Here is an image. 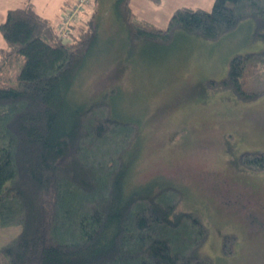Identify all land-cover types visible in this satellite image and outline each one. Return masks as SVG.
<instances>
[{
    "label": "trees",
    "instance_id": "16d2710c",
    "mask_svg": "<svg viewBox=\"0 0 264 264\" xmlns=\"http://www.w3.org/2000/svg\"><path fill=\"white\" fill-rule=\"evenodd\" d=\"M86 6L68 40L32 0L8 9L0 23V70L15 69L18 83L0 77V229L20 227L0 246V264H214L202 252L209 229L195 211L179 208V188L128 186L140 124L127 116L115 84L98 98L74 91L102 56L120 69L114 52L101 50L102 15ZM113 16L135 47L216 42L251 20V37L263 47L234 53L226 75L206 82L244 102L264 94V0L179 6L164 26L138 17L130 0H114ZM237 161L263 170L264 151H243ZM233 240L224 235L223 255Z\"/></svg>",
    "mask_w": 264,
    "mask_h": 264
},
{
    "label": "rangeland",
    "instance_id": "374dc122",
    "mask_svg": "<svg viewBox=\"0 0 264 264\" xmlns=\"http://www.w3.org/2000/svg\"><path fill=\"white\" fill-rule=\"evenodd\" d=\"M113 1L94 0L86 9L102 15L101 50H112L120 69L115 58L102 56L74 91L98 98L115 84L127 116L138 119L128 186L156 182L179 188V208L195 211L209 229L202 252L214 264H264V169H246L237 161L243 151H264V94L244 102L231 90H214L206 82L226 75L234 53L263 47L251 37L252 21L216 42L179 38L167 46L135 47L116 25ZM143 2L132 1L137 16L159 26L167 23L175 5L206 7V1L198 0H165L161 7ZM14 76L12 67L0 75L8 80L3 83L16 87ZM19 231V226L1 228L0 246ZM226 234L234 236L229 255L221 251Z\"/></svg>",
    "mask_w": 264,
    "mask_h": 264
},
{
    "label": "crops",
    "instance_id": "0c3cea01",
    "mask_svg": "<svg viewBox=\"0 0 264 264\" xmlns=\"http://www.w3.org/2000/svg\"><path fill=\"white\" fill-rule=\"evenodd\" d=\"M75 0H32L33 6L36 10V12L41 15L44 18H47L49 20L52 21L53 24L56 23V21L60 18V15L63 11L62 7L63 5H65L67 2H74ZM132 1L130 0V6L133 10V12L136 14V12L134 11V7L132 5ZM149 1V0H147ZM165 0H160V2L158 4L152 3L154 5H156V7H161L163 5ZM166 1H170V0H166ZM181 2L185 1L188 2V0H179ZM198 1H206L204 2L206 7H201L199 5H194L191 6L188 3H180V6H188V7H201L204 9H208V4L212 5V1L213 0H198ZM24 3V0H0V23L4 20L6 12L8 9L13 8V7H17L20 6ZM143 0H136V4H140V5H144L143 4ZM203 3V2H202ZM207 3V5H206ZM139 5V6H140ZM210 5V6H211ZM177 6L175 5V7H173V10L176 8ZM172 10V11H173ZM172 13V12H171ZM137 15V14H136ZM5 45V41L0 33V48L3 47ZM5 68H3L2 70H0V75L1 73L4 71Z\"/></svg>",
    "mask_w": 264,
    "mask_h": 264
},
{
    "label": "built area",
    "instance_id": "2783aa9c",
    "mask_svg": "<svg viewBox=\"0 0 264 264\" xmlns=\"http://www.w3.org/2000/svg\"><path fill=\"white\" fill-rule=\"evenodd\" d=\"M91 2L92 0H75L70 7L62 11L60 18L56 21V31L59 38L62 40L70 39V24L78 22L79 13Z\"/></svg>",
    "mask_w": 264,
    "mask_h": 264
}]
</instances>
